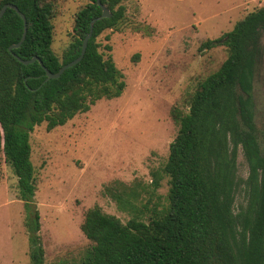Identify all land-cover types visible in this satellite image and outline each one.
Listing matches in <instances>:
<instances>
[{
  "label": "trees",
  "instance_id": "obj_1",
  "mask_svg": "<svg viewBox=\"0 0 264 264\" xmlns=\"http://www.w3.org/2000/svg\"><path fill=\"white\" fill-rule=\"evenodd\" d=\"M101 1L112 15L95 22L82 60L45 81L39 60L24 64L16 55L38 56L57 72L80 54L101 6L89 0L75 13L72 40L61 58L52 48V0H0V8L17 5L28 26L23 43L10 50L23 35L24 19L13 8L0 19V150L18 180L32 264L46 262L31 132L42 123L48 130L64 125L97 100L120 96L126 86L124 74L112 57L105 58L98 41L104 31L118 27L126 8L122 0ZM263 31L264 5L238 20L223 38L204 43L212 47L223 40L229 54L199 83L188 111H173L178 133L165 165L152 173L156 188L161 172L169 178L166 202L140 204L137 186L117 182L108 192L133 216L124 223L98 205L88 209L81 229L92 246L79 264H264V145L253 98ZM239 147L249 174L243 181L246 202L235 210Z\"/></svg>",
  "mask_w": 264,
  "mask_h": 264
},
{
  "label": "rangeland",
  "instance_id": "obj_2",
  "mask_svg": "<svg viewBox=\"0 0 264 264\" xmlns=\"http://www.w3.org/2000/svg\"><path fill=\"white\" fill-rule=\"evenodd\" d=\"M53 43L62 58L74 33V15L89 0H52ZM125 17L98 38L126 86L118 97H103L86 112L30 135L35 168V204L40 212L46 264H79L92 242L81 229L85 214L98 205L126 223L133 214L119 208L108 192L117 182L141 190L138 203L166 202L168 176L159 186L152 173L165 165L178 133L177 108L189 109L199 83L228 57L224 41L236 22L264 0H122ZM111 46V49L107 48ZM254 77L256 122L264 145V31L257 42ZM235 210L246 202L249 174L241 147L237 153ZM242 181V184H241ZM25 210L18 180L0 150V264H32Z\"/></svg>",
  "mask_w": 264,
  "mask_h": 264
},
{
  "label": "water",
  "instance_id": "obj_3",
  "mask_svg": "<svg viewBox=\"0 0 264 264\" xmlns=\"http://www.w3.org/2000/svg\"><path fill=\"white\" fill-rule=\"evenodd\" d=\"M98 4L101 6L102 8V14L101 16L99 17H96L94 18L91 23H90V30H89V33L85 36L83 42H82V48H81V52L80 54L74 58L73 60L63 64L61 66V68L57 71V72H53L51 70H49L47 68V66L43 63V61L38 57V56H34L32 58H29V59H23L21 58L20 56L16 55V57L24 64H29V63H33L34 61L36 60H39L40 64L43 66L44 70L46 71V79L45 81L51 79V78H58L67 68L69 67H72L74 65H76L77 63H79L82 58L84 57L85 55V52H86V49H87V45H88V41L89 39L92 37V34H93V29H94V24L95 22L102 18V17H110L112 15L111 11L109 10V8L102 3L101 0H97ZM8 8H13L15 9L21 16L22 18L24 19V32H23V35L20 39V41L16 44H12L9 49L12 50L13 48L15 47H19L23 41L25 40L26 38V34H27V30H28V26H27V21H26V16L25 14L18 8L17 5L13 4V3H5L1 8H0V19L2 18V16L4 15V13L6 12V10Z\"/></svg>",
  "mask_w": 264,
  "mask_h": 264
},
{
  "label": "flooded vegetation",
  "instance_id": "obj_4",
  "mask_svg": "<svg viewBox=\"0 0 264 264\" xmlns=\"http://www.w3.org/2000/svg\"><path fill=\"white\" fill-rule=\"evenodd\" d=\"M255 77V76H254ZM253 98H254V101H255V93H254V91H253ZM255 103H256V101H255Z\"/></svg>",
  "mask_w": 264,
  "mask_h": 264
}]
</instances>
